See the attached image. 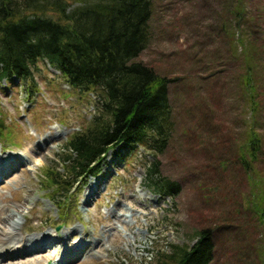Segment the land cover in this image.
<instances>
[{"label": "rangeland", "instance_id": "rangeland-1", "mask_svg": "<svg viewBox=\"0 0 264 264\" xmlns=\"http://www.w3.org/2000/svg\"><path fill=\"white\" fill-rule=\"evenodd\" d=\"M68 3L72 7L81 4L79 0ZM152 7L150 43L139 60L172 78L169 97L175 132L158 160L163 175L176 180L181 191L170 199L148 189L145 165L156 158L142 148L133 153L125 150V157L115 149L110 151L99 175L83 177L69 192L60 190L52 178L69 174L71 165L64 163L68 141L89 128L100 114L102 100L96 91L71 88L41 60L34 67L38 83L34 94L28 91L30 81L0 80V124L4 125H0V145L7 150L5 154L31 157L0 179V195L7 200L0 206L23 198L30 179L36 186V201L18 204L26 216L39 214L41 218L27 220L25 234L35 232L41 223L48 224L49 230L72 224L86 228L92 238L103 239V249L94 247L92 258L71 264H159L160 252L174 244H193L197 231L207 226L218 228L215 232L220 234L212 264H257L264 229L255 225L241 231L232 228L237 235L228 236L227 242L224 224L233 218L244 223L242 192L249 185L237 163L240 146L252 125L264 139V101L254 114L242 83L248 49L264 89V0H154ZM46 14L55 19L61 16L55 11ZM44 135L56 138L45 149V157L32 153L35 140ZM67 179L72 180L70 174ZM98 180L99 190L84 204L87 188ZM129 210L135 213L133 217ZM36 257L35 253L19 255L5 258L4 263L19 259L25 264L53 263Z\"/></svg>", "mask_w": 264, "mask_h": 264}, {"label": "trees", "instance_id": "trees-1", "mask_svg": "<svg viewBox=\"0 0 264 264\" xmlns=\"http://www.w3.org/2000/svg\"><path fill=\"white\" fill-rule=\"evenodd\" d=\"M153 1L79 0L81 4L72 7L68 0H0L1 81H30L28 91L34 94L38 84L34 67L46 60L71 88L96 91L102 100L100 114L89 128L68 141L64 163L71 165L72 180L67 179L69 174L52 178L60 190L63 187L69 192L83 177L99 175L110 151L115 149L125 157V150L133 153L142 148L156 158L145 165L148 189L170 199L181 191L176 180L163 175L158 160L175 132L169 97L172 78L139 60L150 43ZM50 11L59 13L60 19L48 16ZM244 60V94L255 114L263 107L264 89L256 78L252 51L247 49ZM250 128L237 162L249 185L242 192L244 223H236L232 217L224 224L227 242L228 236L237 235L236 228L241 231L246 225H255L264 229V139L261 130L254 125ZM217 229L207 226L198 230L191 245H170L157 257L159 264H212L220 237ZM249 246L255 253L256 245L251 242ZM257 256V264H264V247Z\"/></svg>", "mask_w": 264, "mask_h": 264}, {"label": "bare ground", "instance_id": "bare-ground-1", "mask_svg": "<svg viewBox=\"0 0 264 264\" xmlns=\"http://www.w3.org/2000/svg\"><path fill=\"white\" fill-rule=\"evenodd\" d=\"M55 139L49 135H44L41 139L35 140L32 153L35 151L45 157V149H49L51 142ZM5 152H7L5 147L0 145V179L10 175L19 166L25 165L26 160L31 158L28 154L25 157L17 154V152L10 154H5ZM29 169L32 170L33 168ZM100 184L101 181L98 180L96 184L91 183L89 185L86 190L84 204L92 200L99 190ZM24 190L25 196L19 198L18 202L7 207L0 206V264H6L4 263L5 258L14 259L15 256L31 253H35L36 259H51L52 264H71L74 260L84 262L92 258L96 254L94 249L96 246L103 249L104 242L102 238H92L86 228L81 229L72 224L67 229L49 230L46 228L48 224L41 223L37 225L35 232L30 235L25 234L23 228L26 221L41 218V216L39 214L26 216L25 212L19 207V204L35 203L36 201V197L33 195L36 186L30 179L25 183ZM144 197L147 198V194ZM1 201L6 202V197L0 195ZM46 209H50V206L47 205ZM129 213L132 217L135 215L131 210H129ZM50 227L54 228L53 224H50ZM52 251H55V253L51 254ZM25 262L23 259H19L13 261L12 264H25Z\"/></svg>", "mask_w": 264, "mask_h": 264}]
</instances>
